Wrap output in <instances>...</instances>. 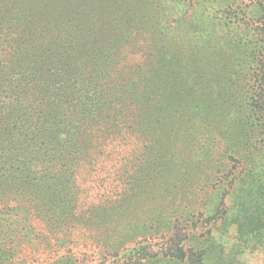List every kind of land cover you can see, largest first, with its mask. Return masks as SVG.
Listing matches in <instances>:
<instances>
[{
	"label": "rangeland",
	"instance_id": "obj_1",
	"mask_svg": "<svg viewBox=\"0 0 264 264\" xmlns=\"http://www.w3.org/2000/svg\"><path fill=\"white\" fill-rule=\"evenodd\" d=\"M263 20L264 0H0V264H118L177 228L202 264H264V131L233 120L261 93L245 59ZM232 72L203 113L193 85ZM128 80L163 101L148 153L108 134ZM70 90L91 99L72 120L51 113ZM233 130L250 143L234 159L219 154Z\"/></svg>",
	"mask_w": 264,
	"mask_h": 264
},
{
	"label": "trees",
	"instance_id": "obj_2",
	"mask_svg": "<svg viewBox=\"0 0 264 264\" xmlns=\"http://www.w3.org/2000/svg\"><path fill=\"white\" fill-rule=\"evenodd\" d=\"M264 22V20H263ZM264 30V24L262 23V27L258 30V34ZM254 32V31H253ZM263 41L264 39H261L259 42ZM237 45V44H235ZM251 46L250 52L248 55V58L245 59V61L249 62L253 65L257 64L262 67L261 71V79L258 80V83L256 86L258 88L260 87L261 93L258 95V99L256 101H252L251 105L249 106L246 111H243V114L233 116V120H235V125H237L240 132L244 131V136L248 140V137H251L252 131L254 129L259 131H264V45L258 42L254 43H247L246 47ZM256 46L258 47L256 50ZM235 50L236 48L233 47ZM255 52L254 54H252ZM234 55H237L234 53ZM256 58V62H255ZM235 61V59L233 58ZM238 61V58H237ZM253 62V63H251ZM236 65V62L233 64V66ZM119 71H115L114 73L118 75ZM232 76H229L230 78L227 79L225 82L219 81V79H215L214 76H212V79L210 82H200L195 83L193 85V89L196 93H198L202 99H204L206 109H210L209 111L204 110L203 113H206L207 115L211 114L212 108L214 109V106H211V102L215 101L217 98H222L225 96L228 92L233 90V85L235 87V82L233 81V78L236 80V72L231 73ZM93 75L88 76V78H83V83H86L87 88H90V86L93 84ZM118 78L120 76L118 75ZM143 79L140 78L139 81H142ZM250 81V80H249ZM74 83V82H73ZM82 79L80 81L76 80L75 84L76 89L80 88L82 85ZM115 83V82H114ZM113 83V84H114ZM137 80L131 81L128 80L127 82L123 83L122 90H117L114 93L115 102H119V105L113 108V112L111 113L112 120L109 122V124H113L114 128L112 130L108 131V134H117V133H125L128 136L134 138L135 146L138 148L140 145L143 144L142 150L149 152L151 146H152V140L153 134L155 135L158 132V129L161 125V118H162V110L164 109V106H160L163 101H160L159 98V104L154 103L150 105L145 100L144 93L141 91V89L137 86ZM220 83V84H219ZM219 84V85H218ZM242 84V83H241ZM61 90V89H59ZM89 91V90H88ZM63 97L61 96V99L57 101V99L51 100V103L54 104L55 109H52L51 113L57 114L56 116H64L67 115L68 119L72 120L74 118V112L76 111L78 114L80 112V109L84 104L91 103L90 97H83L81 93L77 91H67L63 93ZM93 96V94H90ZM94 97V96H93ZM196 97L198 95L196 94ZM95 98V97H94ZM82 104V105H81ZM204 105V102H202ZM81 105V106H79ZM79 106V107H78ZM209 106V107H207ZM218 111V110H217ZM240 114V113H239ZM206 119L208 116H204ZM120 118V119H119ZM122 118V119H121ZM205 119V120H206ZM95 123L94 118L90 120V124ZM203 123V122H202ZM90 127H93V125H90ZM120 124V126L118 125ZM218 128H221V130L224 132L227 127L223 125L222 123H219ZM203 129V131H205ZM91 132H88V134L94 135L96 133H102L103 131L99 128L97 129H90ZM262 132L257 131V135L263 134ZM206 137V142H209V135L210 131L208 133H204ZM233 134L232 140H237L235 143L229 144L227 146L221 147V151H219V154H226L229 153L232 159H234L233 152L237 151L236 155L238 154V148L241 150L242 147L249 145L248 141L243 142V140H240L239 134L236 133V130H233L231 132ZM219 138V137H217ZM140 141V142H136ZM264 144V142H263ZM241 146V147H240ZM251 149L254 150V154L258 153L259 145L253 144L250 146ZM242 152V151H241ZM235 155V156H236ZM146 156V155H145ZM223 158V157H220ZM250 163L254 168H256V165H260V163H254L253 161ZM242 180V179H241ZM138 189H135L134 187L129 188V196L130 199H132L133 203H136L137 200L140 199L138 197ZM137 199V200H136ZM153 204L152 200H148L143 207H147L148 211H154V208L151 206ZM146 212V211H145ZM183 212L179 214V218L182 216L184 217ZM174 221H178V218L174 219ZM174 226H176V223H174ZM145 226H142L144 228ZM177 228V227H176ZM182 235V237H181ZM188 234L186 232H182L181 229L177 228V232L174 233L172 236L167 237L168 239L166 241H162L159 245H157L156 249L150 243H146L145 245H141L140 247H134L131 249L130 252L124 253L121 258L118 261V264H143L145 261H148L150 264H157L160 262H164L165 264H202V251L197 249L195 246L188 245L184 239H186ZM162 238H166V236H162ZM189 239V237H188ZM121 243L113 247L116 249Z\"/></svg>",
	"mask_w": 264,
	"mask_h": 264
}]
</instances>
